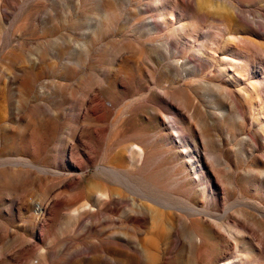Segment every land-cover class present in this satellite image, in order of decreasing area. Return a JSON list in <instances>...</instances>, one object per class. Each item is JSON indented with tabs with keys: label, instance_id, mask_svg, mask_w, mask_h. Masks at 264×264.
Here are the masks:
<instances>
[{
	"label": "rangeland",
	"instance_id": "obj_1",
	"mask_svg": "<svg viewBox=\"0 0 264 264\" xmlns=\"http://www.w3.org/2000/svg\"><path fill=\"white\" fill-rule=\"evenodd\" d=\"M172 153L198 199L140 171ZM260 249L264 0H0V264Z\"/></svg>",
	"mask_w": 264,
	"mask_h": 264
},
{
	"label": "bare ground",
	"instance_id": "obj_2",
	"mask_svg": "<svg viewBox=\"0 0 264 264\" xmlns=\"http://www.w3.org/2000/svg\"><path fill=\"white\" fill-rule=\"evenodd\" d=\"M168 32L171 34L176 33L173 27H167ZM179 129H181L182 133H187L188 128L183 125H179ZM134 134V133H133ZM132 134V135H133ZM130 135V134H129ZM132 151L137 154L143 152L142 148L139 145H133ZM175 153L169 154L165 156L161 160H154L150 165L147 164L144 168H141L140 171L142 174L148 178V180L154 183L157 187L162 190L168 191L170 189L169 182L173 183L175 186H172L174 191L179 193L182 196L188 197L190 199H198L200 196V190L197 185H195L193 175L187 170L186 164L184 162L178 163V160H174V166L169 165L170 159H173ZM202 174V178L199 180L200 182L204 181V174ZM111 197V194H107ZM102 198V197H101ZM107 202V201H106ZM74 202H68V205L73 204ZM259 254H264L262 249L259 250ZM223 260V259H220ZM250 263V261H247ZM31 263V264H41ZM222 263V262H221ZM225 264H232V261L227 260Z\"/></svg>",
	"mask_w": 264,
	"mask_h": 264
}]
</instances>
